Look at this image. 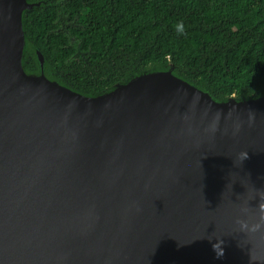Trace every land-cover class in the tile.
Segmentation results:
<instances>
[{"label": "water", "instance_id": "obj_1", "mask_svg": "<svg viewBox=\"0 0 264 264\" xmlns=\"http://www.w3.org/2000/svg\"><path fill=\"white\" fill-rule=\"evenodd\" d=\"M43 3L0 0V264L264 260L235 224L264 187V96L216 101L172 68L87 96L37 48L29 73L23 14Z\"/></svg>", "mask_w": 264, "mask_h": 264}, {"label": "trees", "instance_id": "obj_2", "mask_svg": "<svg viewBox=\"0 0 264 264\" xmlns=\"http://www.w3.org/2000/svg\"><path fill=\"white\" fill-rule=\"evenodd\" d=\"M24 67L83 95L173 74L216 101L264 96V0H29ZM182 21L183 34L175 31Z\"/></svg>", "mask_w": 264, "mask_h": 264}, {"label": "clouds", "instance_id": "obj_3", "mask_svg": "<svg viewBox=\"0 0 264 264\" xmlns=\"http://www.w3.org/2000/svg\"><path fill=\"white\" fill-rule=\"evenodd\" d=\"M175 31L178 34H183L185 26L182 21L175 24ZM250 117L254 119L255 113L252 110H248ZM247 158V151H242L240 154V163ZM251 198V206L248 202L242 203L237 209V216L235 218V224L237 230L250 238H258L264 241V187L256 188ZM222 243V242H221ZM221 243H213L212 250L215 256L219 258L223 255V249ZM249 264H264V260L255 257L248 252Z\"/></svg>", "mask_w": 264, "mask_h": 264}]
</instances>
